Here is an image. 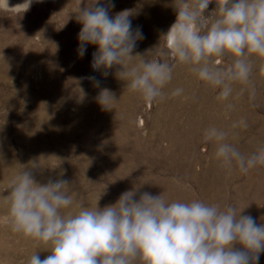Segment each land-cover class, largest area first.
I'll return each instance as SVG.
<instances>
[{"label": "clouds", "instance_id": "9594fccd", "mask_svg": "<svg viewBox=\"0 0 264 264\" xmlns=\"http://www.w3.org/2000/svg\"><path fill=\"white\" fill-rule=\"evenodd\" d=\"M23 3L26 12L33 0ZM213 3L215 8L209 12ZM172 6L174 22L149 59L134 51L145 37L141 27L133 28L132 11L111 15L114 0H78L76 10L70 12L81 25L78 57L94 45L93 71L106 78L109 69L120 66L117 78L130 93L149 103L165 99L164 89L179 66L218 90L219 101L232 97L234 85H249L253 58L264 59V0H172ZM83 79L100 89L95 99L101 109L113 110L115 94L101 87L96 76ZM244 91L241 88L239 95ZM80 92L82 101L87 94ZM182 92L177 88L171 95ZM250 95L254 99V90ZM248 126L241 119L231 129ZM230 134L214 125L203 131L202 142L215 146L214 160L221 168L247 174L264 167V145L245 155L229 141ZM39 167L35 161L23 165L0 185V225L49 253L41 259L35 251L29 264H259L264 253V223L257 224L246 214L247 206L170 200L162 192L142 191L151 183L135 182L113 203L100 207L105 186L89 207L69 195L66 179L38 182L34 170Z\"/></svg>", "mask_w": 264, "mask_h": 264}, {"label": "rangeland", "instance_id": "374dc122", "mask_svg": "<svg viewBox=\"0 0 264 264\" xmlns=\"http://www.w3.org/2000/svg\"><path fill=\"white\" fill-rule=\"evenodd\" d=\"M23 2L7 0L6 5L0 0V185L30 159L39 162L44 158L46 164L34 170L36 180L50 172L52 179L68 180L69 188L78 186L88 202H95L106 186V194L102 193L98 202L100 207L113 203L135 182H148L151 184H145L142 191L153 195L162 192L170 200L200 199L221 206L232 204L237 209L247 206L245 213L255 218L257 224L264 223V167L247 174L236 169L229 172L214 160L213 145L203 143L202 139L197 143L196 155L191 156L182 141L187 124L184 96L174 97L184 105L170 104L179 113L174 127H165L163 118L158 117L161 108L170 109L168 93L167 103H149L139 97L134 111L119 110L117 102L113 110H102L95 99L100 89L87 79L81 80L82 77L96 76L101 87L111 92L126 91L132 99L135 94L120 79L109 84L120 66L109 69L106 78L93 71L90 53L94 45L87 46L83 58L78 57L77 34L81 25L75 13H70L76 10L78 0H33L26 12H22ZM114 2L110 14L132 11L133 28L141 27L143 40H157L156 44L175 19L172 0ZM214 8L215 4H210L208 11ZM157 16L164 19L153 36L155 28L151 24ZM156 51L154 48L149 53V59ZM196 80V86L201 87L203 83ZM249 85V91L237 95L235 100L240 113L236 120L244 119L249 125L235 139V146L240 145L238 148L245 155L260 146L250 141L264 129V64L253 68ZM80 89L87 94L82 101ZM253 90L254 99L250 95ZM229 111L227 106L222 107L225 125L230 120ZM126 124L142 138L132 130L119 138L121 130L117 129ZM130 136L138 144H132ZM28 242L0 225V264H29L26 253L34 248ZM259 264H264V253L260 254Z\"/></svg>", "mask_w": 264, "mask_h": 264}, {"label": "bare ground", "instance_id": "6f19581e", "mask_svg": "<svg viewBox=\"0 0 264 264\" xmlns=\"http://www.w3.org/2000/svg\"><path fill=\"white\" fill-rule=\"evenodd\" d=\"M1 1H5V0H1ZM163 19H164L163 16H161L160 18H159V16H157L152 21L151 25H153V28H155V30H154V32L152 34L153 36L157 35L156 30L161 27L162 23H160V22H163ZM156 41L157 40H142V41H138L137 49H136L135 53H140L141 55H145L147 58H149V55H150L149 53H151V51L154 49V46L157 45ZM95 50H96V48H93L90 54L92 55V53ZM137 59H139V57H137ZM263 64H264V59H262V58H253V68H256V67L260 68V67H262ZM97 73H100V72H97ZM116 80L118 81V78H117L116 75H114L108 81H109V84L112 85L113 83L117 82ZM196 82H197V80H196L195 75L192 74L188 70V68L186 66H179V68L175 69V71L173 73V80L164 89L165 99L161 100L162 103H167V97L168 96H167L166 93L171 94L172 91H174L177 88H182L183 89V92L179 96H184L185 97V105H186L185 121H186L187 124H186V127H185L186 129L183 131L184 137L182 138V141L184 142V144L187 147V149L188 148L190 149L191 156L196 155L195 150H196L197 143H199V141H200L199 139H202L204 129H206L209 126H213L214 125L216 127H219V128L225 129V130H230L231 134L229 136V140L232 139V142L234 141V144L236 143L237 140L235 141V139H237V137L239 139L240 135H242L241 133H243V129L244 128L237 127L234 130L231 129V125L233 123L238 122L236 119H237V116L240 114L238 109H237V107H236V101L235 100H237L236 98H237V95H239V91H240L241 88L245 89L244 92H246L250 88V85H239V84L234 85L233 86L234 87V92L232 94V97H230L228 101H219V100H217V95L218 94L215 95V90H213L212 88H210V87H208V86H206L204 84H202L201 87L200 86L198 87V86H196ZM122 83H124V82L122 81ZM119 85H121V84H119ZM113 93L115 94V96L117 98L116 102L118 103L117 105L120 108L119 110H125V113H127L129 111V109L131 111H134V109L136 107V101L140 97L138 94H135L134 98L132 99L130 94H127L126 91H124V92L119 91V92H113ZM179 96H176V98H178ZM174 97L175 96H172V95H170V97H169V102L167 103V105H169L170 109L169 110H164V109L161 108L160 113H162V114L161 115L158 114V117H160L161 119L163 118L162 120H163V122H165V127L167 125L168 126L171 125V126L174 127L175 126L174 125V119H175V121L177 123L176 115L179 114L178 111L177 112L175 111L174 106H170V104H177L178 106L184 105V103L179 102L178 100L174 99ZM239 98H240V96H239ZM240 103H242V102H240ZM228 104H233L234 107L230 109V111H229L230 112V120L228 122H226L227 124L225 125L224 122H222L223 121L222 120V118H223L222 117V107L227 106ZM249 111L252 114L251 107L249 108ZM245 112H246V109H245ZM131 116H132V113L130 114V117ZM129 127H130V129H128ZM119 130H121V131L118 132ZM127 130H132L137 137H139V138L141 137L140 134L134 128H132L129 124H126L125 126H119L118 127V129H117L118 137L120 138V137H123V136L124 137L128 136L129 133H128ZM246 131H247V129H246ZM263 132H264V129L261 128L258 131L257 135L254 136L253 138H251L252 140L250 142L251 143H258L259 145L264 144V137H263V134H262ZM129 139H130L132 144H138V143H136V138L135 137H131L130 136ZM237 146L239 147L240 145H237ZM214 149H215V146L213 145L212 152H214ZM29 152H31V151H29ZM190 158H192V157H190ZM33 160L34 159H30V161H28L27 164L33 162ZM212 161H213V159H212ZM36 162H38V161L36 160ZM46 162H47V160H45L44 158H41V160L39 159V162L37 164L43 166L44 164H46ZM16 165L17 164H15V166ZM13 166H12V168H13ZM13 169H15V168H13ZM18 169H19V167H18ZM11 170H9V171H11ZM205 172H208V171H205ZM50 176L51 175H50V172H49L47 176H45L44 178H41L39 181L38 180L37 181L38 182L43 181V183H46L48 178H50ZM58 179H59V177H58ZM70 186H72V187L69 188V195H73L76 198V203L77 204L80 203L81 201H83L89 207L94 206V204H95L94 200H91L92 202H88L87 199L83 195H81V189L78 186L77 187H76V185H70ZM74 209H75V205H73V210ZM28 243L34 249H32L29 246L30 249L27 250V253H26L27 254V256H26L27 258L29 257V259H30L31 255L35 251H38L37 254L40 256L41 259L45 258L49 254L47 251H39L40 249L36 248L34 246V243L31 240H29ZM2 251H3V249H2Z\"/></svg>", "mask_w": 264, "mask_h": 264}]
</instances>
